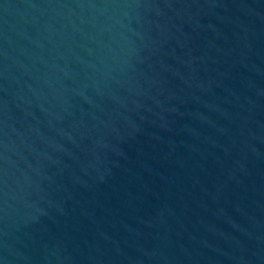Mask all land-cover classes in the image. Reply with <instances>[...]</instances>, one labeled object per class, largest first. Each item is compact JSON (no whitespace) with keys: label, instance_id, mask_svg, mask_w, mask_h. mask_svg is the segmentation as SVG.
Returning <instances> with one entry per match:
<instances>
[{"label":"water","instance_id":"obj_1","mask_svg":"<svg viewBox=\"0 0 264 264\" xmlns=\"http://www.w3.org/2000/svg\"><path fill=\"white\" fill-rule=\"evenodd\" d=\"M0 264H264V0H0Z\"/></svg>","mask_w":264,"mask_h":264}]
</instances>
